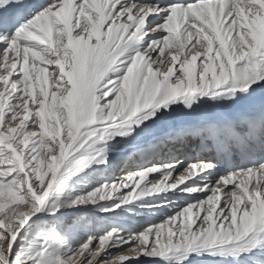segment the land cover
Returning a JSON list of instances; mask_svg holds the SVG:
<instances>
[{
  "label": "snow or ice",
  "instance_id": "6c2138e0",
  "mask_svg": "<svg viewBox=\"0 0 264 264\" xmlns=\"http://www.w3.org/2000/svg\"><path fill=\"white\" fill-rule=\"evenodd\" d=\"M204 256L264 264V0H0V264Z\"/></svg>",
  "mask_w": 264,
  "mask_h": 264
},
{
  "label": "bare ground",
  "instance_id": "6f19581e",
  "mask_svg": "<svg viewBox=\"0 0 264 264\" xmlns=\"http://www.w3.org/2000/svg\"><path fill=\"white\" fill-rule=\"evenodd\" d=\"M172 50H174V49H172ZM167 51L168 50H166V52H165V58L166 59H167V56H168V52ZM174 175H179V173H176ZM8 211H10V209L6 208L5 212H8ZM217 262H218V259H216V258L209 257V256H204L201 259L196 260L195 264H217Z\"/></svg>",
  "mask_w": 264,
  "mask_h": 264
}]
</instances>
